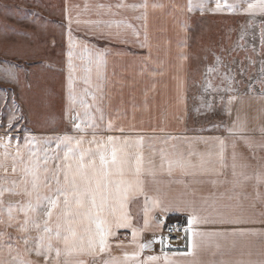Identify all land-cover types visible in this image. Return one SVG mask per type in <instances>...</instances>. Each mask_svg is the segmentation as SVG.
Masks as SVG:
<instances>
[{
    "label": "snow or ice",
    "instance_id": "snow-or-ice-1",
    "mask_svg": "<svg viewBox=\"0 0 264 264\" xmlns=\"http://www.w3.org/2000/svg\"><path fill=\"white\" fill-rule=\"evenodd\" d=\"M246 4V7L243 5ZM207 0H187L186 10L188 12L207 10ZM116 9L142 10L136 19L146 20L149 9L148 0H143L139 4H127L118 2L114 6L106 4L96 5L97 14L107 13L116 15ZM153 9L163 7V5L152 4ZM242 8L243 12L249 14L252 20L249 27L255 23L257 16L264 17V0H217L213 12L230 11L236 12ZM102 10V11H101ZM183 11V9H182ZM68 68H69V94L68 113L73 120V127L77 132L86 133L88 128L93 131L92 138L86 140L84 135H63L49 137L42 141H37L36 137L26 138L23 145L16 138L15 154L8 151V146L13 142L11 135L0 138V148L4 152L0 154V167L7 172L5 161L11 159L12 172L19 175V179H0V250L7 253L10 259H5L0 255V264H39L38 261L29 259L35 254L43 257L44 264H60V258L65 257L64 264H264V252L257 260L239 259L236 261L210 260L205 261L200 257L204 253L211 252L213 257L217 252L222 251L221 239L227 240L229 237L257 236L264 239V230L245 229L232 227L231 229L220 228L219 230H205V226H239L251 223H264V219L255 220L236 216L229 211L239 206L240 198L247 194L242 191L245 184L254 179L257 190L255 197L264 204V193L259 191L260 186H264V164L260 165V171L254 175H249L246 169L247 163L241 162L242 154L238 153V144L242 142L249 149L260 148L264 150V143L255 145L251 139L243 135L246 129V122L241 121L239 115L231 127H225L227 137L196 138L193 140L181 139L171 134L162 137L145 138L144 135H108L97 138L96 130L99 127L97 120L103 121L104 93L100 83H93V66L96 69L97 81L102 78L101 69L104 65V52L97 51L95 58L88 57V66L82 69L84 75L79 77L87 87L82 93L77 95L73 89V72L77 71L72 62L74 38L71 33L73 20L68 18ZM76 24L81 20L77 18ZM97 27L103 25L107 29L105 35L101 30V38H121L122 32L132 30L136 35L139 33L132 24L126 20L120 21H85ZM261 44L264 47V21L261 22ZM112 29H116L115 32ZM243 39V34L241 36ZM147 36L141 47H147ZM126 42V41H125ZM75 43L83 47L84 51H89V46L83 41ZM218 67H209L208 73L218 72L221 65L220 58L217 57ZM254 63V62H253ZM243 71V69H242ZM260 72L262 78L258 81L261 85V94L258 97L264 100V62L261 63ZM235 77L223 74L222 83L228 82V86L223 89L225 92H232L231 87ZM251 87V86H250ZM212 88L210 82L207 83L205 91ZM92 89H95L92 91ZM220 91V89H214ZM88 97L91 98L89 101ZM182 99H184L182 97ZM236 96H231L227 103L230 106ZM223 102V100H222ZM211 107V105H207ZM75 111V117L72 113ZM231 115V108L226 109ZM94 113L98 115H94ZM13 120L15 117L12 118ZM7 128L12 129V120H9ZM107 131L125 132L122 126H114L109 120ZM160 131L164 129L161 127ZM260 131L264 133V128ZM55 141L54 150L38 149L34 144L39 142L48 145ZM188 143L189 148L185 151L179 143ZM159 143V147H157ZM203 143L209 146L207 150L200 151L192 144ZM87 144L88 147L84 145ZM94 146V147H93ZM51 151V154H50ZM255 158V153L253 152ZM58 162V163H57ZM231 173V180L225 177L226 171ZM180 173L182 177H192L190 182L183 180L174 181L197 184L204 183L196 177H209L207 183L214 187L229 184L231 187L220 193L209 204L208 198H201L198 202L196 190L193 189L191 199L169 201L162 198L160 190H156V195H149L145 190L147 183L145 177L151 178L152 184H157L156 177L166 174L172 177L175 173ZM215 177V179H211ZM19 196L23 199L16 204H5V195ZM143 196L144 198V222L143 228L133 226L132 217L129 212L131 200ZM227 199L235 200L236 205L224 204L220 201ZM254 206V205H253ZM212 211L209 212L208 209ZM159 210L161 213L171 211H183L188 213L187 225L182 229L184 235L180 237L184 241L185 250L169 251L168 238L160 236L146 242H142L140 237L143 231L150 230V214ZM5 212L7 219H4ZM23 213V218L18 214ZM264 216V213L261 214ZM162 222L156 221L155 228L159 229ZM15 227L22 235L16 237L15 243H10L12 237L6 229ZM131 229V240L128 244L119 241L115 246L121 249L132 247L133 251H124L122 256L112 255V238L117 237L118 230ZM179 230V229H177ZM35 231L37 236L33 238L29 233ZM172 231V229H169ZM23 241L24 247H20ZM160 244V254L144 255L145 250L152 249L154 244ZM32 244V247L29 245ZM232 248L236 247L235 241ZM215 249V251H213ZM53 253L55 258L53 260ZM179 258V259H177Z\"/></svg>",
    "mask_w": 264,
    "mask_h": 264
},
{
    "label": "crops",
    "instance_id": "crops-1",
    "mask_svg": "<svg viewBox=\"0 0 264 264\" xmlns=\"http://www.w3.org/2000/svg\"><path fill=\"white\" fill-rule=\"evenodd\" d=\"M180 0H148L149 9L146 20L136 19L141 14L142 10L116 9L113 7V12L116 15L103 13L98 15L96 5L110 4L115 5L118 2L127 4H139L143 0H0V138H5L9 135L13 137V142L9 144L8 151L15 154L16 138L19 139L21 145L24 144L26 138L36 137L37 141H42L49 137H57L67 135L80 136L84 135L86 140H90L93 135L91 128H88L86 133L77 132L73 123L70 121L68 113V94H69V68H68V18L71 16L73 23L71 25V33L74 38V47L72 62L77 71L73 72V89L79 95L83 88L87 87L79 77L83 76L82 69L88 66V57L91 55L95 58L97 51L104 52V65L101 69L102 78L97 81L96 69L93 66L92 79L93 83H100L103 88L104 102L103 112L105 119L97 120L99 127L96 130L97 138L107 137L108 135H141V130L146 128H157L156 118L153 121H147L145 114L142 115L140 106L137 109L135 97L142 95V68L149 64L152 57V50L156 48H172L174 44L171 42V34L173 30L180 29L182 39V26L173 25L172 16H184V12L177 10L172 11L173 2ZM182 1V0H181ZM152 4L163 5L153 9ZM187 0L182 4L186 9ZM102 11V10H101ZM54 18L46 20V17ZM170 17L168 28L167 17ZM79 18L81 23L78 25L75 20ZM120 21L126 20L132 24L139 35H136L132 30L122 32L121 38H101V30L105 35L107 29L103 25L99 27L84 23L85 21ZM113 32L116 29H112ZM187 32V28H186ZM170 33V37L168 36ZM147 36V47H141L140 44L145 42ZM83 41L89 46V51H84L83 47L75 43ZM126 41V42H125ZM184 44V40H181ZM183 47V45H180ZM154 52V51H153ZM149 56V57H146ZM146 73V72H144ZM152 78V76L150 77ZM158 79H154L157 81ZM95 89H92L94 91ZM156 95V93H154ZM153 94V95H154ZM146 96L152 94L144 93ZM89 101L91 100L88 97ZM94 115H98L94 113ZM137 118L136 120H132ZM75 117V111L72 117ZM15 117L13 120L12 118ZM9 120H12L13 128H7ZM109 120L113 125L122 126L125 129L124 133L119 131H107ZM141 120L147 122L144 126ZM246 134H253L259 121H245ZM232 126L233 122L230 123ZM166 130L165 126H161ZM220 137H227L215 135ZM182 140L187 136L180 137ZM190 140V139H189ZM199 149H202L200 144ZM88 147L87 144L84 145ZM35 148L54 150L56 147L55 141L48 145L43 143H35ZM94 147V146H93ZM244 147V148H243ZM259 149L258 157L252 156V160L247 154L249 148L245 145L238 147V153L242 154L241 162L247 163L249 167L246 172L249 175H254L260 171V165L264 164V150ZM4 148H0V154L4 152ZM51 154V151H50ZM2 159V157H0ZM58 163V162H57ZM7 172L0 167V178L19 179L18 174L12 172L11 159L5 161ZM228 176L232 179L230 170L226 171L224 177ZM147 183L145 190L149 195H156V184L151 183V178L145 177ZM246 205L252 203L257 190L256 181L249 180L247 183ZM231 187V185H230ZM263 191H260V190ZM171 191L172 188H166L161 191ZM244 192V190L242 189ZM261 193L264 192V186L259 187ZM244 192V193H245ZM241 197V198H242ZM129 212L132 217L133 226L143 228L144 222V198L139 196L129 203ZM249 205L247 208H250ZM177 214V213H176ZM172 212L161 213L158 209L153 211L150 216V230L143 231L140 237L145 233H153L154 230H163V225L159 229L155 228L156 218L176 215ZM182 222L187 225L186 214H179ZM7 219V218H5ZM253 239H255L253 237ZM252 239V240H253ZM131 240V229H120L118 235L111 239L113 244L112 255L122 256L124 251H133L132 247L121 249L115 245L119 241L125 244ZM254 241V240H253ZM258 249L252 244L250 250L244 254L241 251L227 254L224 257L217 253L213 257L210 253L201 255V259L210 260H225L232 261V258L237 259H252L257 260L264 252V239L256 240ZM263 247L262 250H259ZM185 250V249H184ZM178 251V250H171ZM182 251V250H180ZM253 251L259 255H253ZM153 254H160V250H156ZM144 255H150L144 253ZM34 255H31V259ZM55 253H53V260ZM89 264H91L90 258ZM179 259V258H177ZM34 260V259H33ZM65 257L62 255L60 264H64ZM39 264H44L43 257H37ZM51 264V262H50ZM97 264L99 262L97 261ZM182 264H187L183 261Z\"/></svg>",
    "mask_w": 264,
    "mask_h": 264
},
{
    "label": "rangeland",
    "instance_id": "rangeland-1",
    "mask_svg": "<svg viewBox=\"0 0 264 264\" xmlns=\"http://www.w3.org/2000/svg\"><path fill=\"white\" fill-rule=\"evenodd\" d=\"M184 2L185 0H180L179 3L173 2L172 5V11L179 8V12L186 14L184 16H172L175 28L177 26L183 27L182 39L184 44L181 41L180 29L173 30L169 40L174 46L172 48H156L152 50V57L148 59L149 64L144 65L142 68V95L134 99L137 103V109L140 106L142 115L145 114L147 121H153L156 118L157 128L141 130V135H144L147 139L149 137H162L171 134L178 138L187 136V140L200 137L209 138L215 135L228 136V133L224 130L225 127L230 126L228 121L230 120V123L234 122L239 115L241 121L261 122L253 129V134L244 132L243 135L251 139L255 145L264 143V133L260 131L261 128H264V100L258 99L261 94V85L258 82L262 78L260 68L261 63L264 62V47L261 44L260 25L264 21V17L257 16L254 25L249 27V21L252 20V17L243 12L242 8L236 12L225 10L217 13L211 11V9L215 8L217 0H207V10L202 12L197 8L195 11L188 12L182 5ZM232 2L234 0H228V3ZM249 2H254V0H249ZM243 7H246V4ZM46 20L54 21V18L47 16ZM167 21L168 28H170L169 16ZM242 34L243 39H241ZM168 36L170 37V33H168ZM180 45H183V47H180ZM217 57L221 61L219 71L208 73L207 69L209 67H218ZM224 73L235 77L234 82L231 84L234 89L232 92L223 91L228 86L227 81L222 83ZM151 76L152 78H150ZM154 79L158 80L154 81ZM208 82L212 84V88L205 91ZM214 89H220V91H215ZM144 93L152 95L146 96ZM231 96H236L237 99L229 106L227 101ZM207 105H211V107H207ZM229 107L231 108V115H228L226 111ZM130 117L133 121H137V118H132V115ZM141 124L144 126L147 122L141 120ZM163 125L166 130L161 132L160 128ZM174 143H179L180 147L185 151L189 148L188 143H180L179 141H174ZM199 144L202 149H199L198 143L192 144L191 147L200 151H205L209 147L203 143ZM159 146V143H157V147ZM242 146L245 145L240 142L238 147ZM253 152L258 157L260 151L258 147L249 149L247 154L251 160ZM225 177L229 180L228 176ZM225 177H220V179L223 180ZM192 179V177H182L178 172L172 177L166 174L158 175L156 177L158 181L156 187L160 190L162 198L173 202L191 199L192 190L195 189V199L199 202L201 198H208L209 204L215 199L212 194H216L218 197L220 193L230 188L229 184L214 187L207 183V180L210 179L209 177H196L195 179L205 182L188 183V187H185L184 183L174 182L180 180L190 182ZM211 179H215V177H211ZM247 187V184H245L243 187L244 192ZM163 188H172L174 191L161 192ZM260 191L263 190L261 189ZM254 198L255 200L247 205L245 198H240L239 206L229 211L236 216L242 215L243 218H252L257 221L264 219V216L261 215L264 213V204L257 200L255 195ZM22 199V197L7 194L4 197L5 204H16ZM220 202L232 205L237 204L235 200L228 201L227 199ZM249 205L251 207L247 208ZM208 211L211 212L212 209L209 208ZM171 212L177 214L168 216L166 219L163 217L156 218L157 221L162 222L163 230L160 228L159 230H154L153 233H145L142 236V242L145 239L151 240L164 236V229L168 225V221L179 220L178 222L169 223V225L182 223L184 218L181 219L177 215H188V213L183 211ZM18 215L23 218V213ZM5 218H7L6 212ZM184 226L186 227V225ZM2 227L0 226V228ZM232 227L264 230V223L257 222L239 226L209 225L205 226V230L231 229ZM6 231L12 237V240L9 241L10 243H15L16 237L22 235L15 227L7 228ZM29 235L35 238L37 233L31 231ZM260 239L262 238L251 235L229 237L227 240L221 239L219 242L222 245V251L217 253L224 257L227 254L232 255L234 251L237 252L238 250L243 254L249 250L251 252L252 244L258 249L256 240ZM233 241L236 244L235 248L231 247ZM158 246V250H160L161 245L158 244ZM20 247H24L23 241L20 242ZM29 247H32V244ZM184 249L185 245L179 248V250ZM262 249L263 247L259 248V250ZM166 250L171 251L167 248ZM0 255L5 259H10L3 250H0ZM33 255L31 259L37 260V256ZM253 255L258 256L259 254L253 251ZM232 261L236 260L232 258Z\"/></svg>",
    "mask_w": 264,
    "mask_h": 264
},
{
    "label": "built area",
    "instance_id": "built-area-1",
    "mask_svg": "<svg viewBox=\"0 0 264 264\" xmlns=\"http://www.w3.org/2000/svg\"><path fill=\"white\" fill-rule=\"evenodd\" d=\"M71 122L73 123V120L71 119ZM183 223V222H182ZM182 223L174 224V225H166L164 229V236L168 238V250H179V248H182L184 246V241L180 239L184 235L182 229L185 227ZM169 229H172V231H169ZM179 229V230H177ZM150 239H145L143 242H146ZM158 243L154 244L152 246V249L145 250V253L152 254L158 250Z\"/></svg>",
    "mask_w": 264,
    "mask_h": 264
},
{
    "label": "trees",
    "instance_id": "trees-1",
    "mask_svg": "<svg viewBox=\"0 0 264 264\" xmlns=\"http://www.w3.org/2000/svg\"><path fill=\"white\" fill-rule=\"evenodd\" d=\"M178 221H179L178 219H175V220H170L167 223L169 224V223H174V222H178Z\"/></svg>",
    "mask_w": 264,
    "mask_h": 264
}]
</instances>
